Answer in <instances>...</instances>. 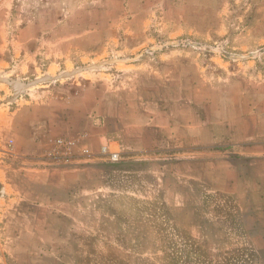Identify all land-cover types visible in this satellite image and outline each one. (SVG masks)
<instances>
[{
  "label": "crops",
  "instance_id": "obj_1",
  "mask_svg": "<svg viewBox=\"0 0 264 264\" xmlns=\"http://www.w3.org/2000/svg\"><path fill=\"white\" fill-rule=\"evenodd\" d=\"M8 4L0 0V20ZM155 6L168 45L142 50L135 44L153 39ZM73 8L46 36L29 16L2 52L16 96L7 142L0 133V261L155 264L153 227L136 207L155 198L176 225L210 230L209 247L241 243L223 230L264 231V73H251L264 56V0H79ZM33 39L59 41L49 51L32 48ZM113 42L124 45L113 55L135 56L107 72L93 63L67 71L73 56L82 63ZM61 66L81 75L75 94L53 93ZM57 137L77 141L69 162L51 155ZM222 199L233 206L226 227L212 211ZM258 238L264 246V233Z\"/></svg>",
  "mask_w": 264,
  "mask_h": 264
},
{
  "label": "rangeland",
  "instance_id": "obj_2",
  "mask_svg": "<svg viewBox=\"0 0 264 264\" xmlns=\"http://www.w3.org/2000/svg\"><path fill=\"white\" fill-rule=\"evenodd\" d=\"M78 1L79 0H40V4L43 2V5L28 7L27 0H9L10 4L5 8H2L3 18L0 20V133L4 131L6 134L4 136V140H6L5 142L8 140L6 130L11 126L13 120L10 111L12 110V102L14 101H11L10 98L16 96V94H14L9 87V84L6 82L13 75L4 73V71L10 69V56L3 55L2 52L5 50H11L15 47L13 42L16 31L23 24L22 22L27 20L29 16L32 15L36 18L37 24H39V35L46 36L48 32L54 31L61 22L66 21L67 15L73 12V5ZM161 15L162 7L155 6L152 8L148 15L152 22L147 33L153 39L143 45L139 46L135 44V46L144 50L145 48L168 45V40H166L161 34L158 35V33L161 32L157 30ZM73 26V23L68 24V30H74L75 27ZM58 41L59 39L49 40V42L43 44L41 39H33L30 46L34 48L38 45H43L50 51L58 46ZM127 45L129 44H126V46ZM186 45L190 46L188 43H186ZM60 46L62 47L65 45L62 43ZM122 46H124L122 43H107L103 46L105 49L101 54L85 59L82 63L79 59L77 60V57L73 56L71 60L72 64H69L66 69H69L67 71H70L74 70L73 68H76L78 65L93 63L94 65H98V67L94 69L97 70L98 73L111 71L114 69L113 67L116 63L115 59L119 60L124 57L135 56L127 54L113 55L111 53L112 48L120 49ZM195 47L201 48L197 45H195ZM13 64L14 61L12 62V65ZM254 67L255 68L251 69V73H264V56H262L261 59H257V64ZM64 70V67L61 66L60 70L53 74L55 77L61 72L62 76L59 78H64L60 81L62 84L61 86H54L53 91H55L53 93L66 95L75 94L76 88L79 87L77 82L81 75L77 74L76 76L69 77L68 75H70V73L64 72ZM85 73L88 74V72ZM35 89H39V87H36ZM35 94L36 91L33 95ZM17 95L28 96L29 94L17 93ZM132 165L137 164L134 163ZM114 179V177H110V184L112 183L111 180L113 181ZM129 186L130 188H134L137 185L131 180ZM3 202V198H1L0 208L4 205ZM216 203H214V208H212L215 217L217 216L220 219L219 222L223 227L230 225L229 222L232 219L233 213L231 200L222 199V201L220 200V205H217ZM136 207L143 212L142 216L145 218V221L153 227L155 251L152 257L156 259L155 264H264V246L254 245L255 242H261L258 236L261 233H264V231L258 232L257 235H252L248 230H223V233L227 236L235 233L236 235H240L241 243L231 246L209 247L204 242V235L205 233H213L210 230L207 232L199 230L197 233H192L190 230L176 225L172 220L169 205L164 203L162 199L155 198L140 204L137 203ZM0 260H2L1 256ZM0 264L5 263L0 261ZM146 264H153V262H148Z\"/></svg>",
  "mask_w": 264,
  "mask_h": 264
},
{
  "label": "built area",
  "instance_id": "obj_3",
  "mask_svg": "<svg viewBox=\"0 0 264 264\" xmlns=\"http://www.w3.org/2000/svg\"><path fill=\"white\" fill-rule=\"evenodd\" d=\"M76 144L77 141L74 139L57 137L52 143L51 155L64 162H69Z\"/></svg>",
  "mask_w": 264,
  "mask_h": 264
}]
</instances>
